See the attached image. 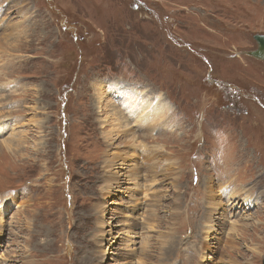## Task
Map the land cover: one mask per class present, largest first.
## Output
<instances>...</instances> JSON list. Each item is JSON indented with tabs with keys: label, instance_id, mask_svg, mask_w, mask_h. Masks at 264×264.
I'll return each mask as SVG.
<instances>
[{
	"label": "rangeland",
	"instance_id": "rangeland-1",
	"mask_svg": "<svg viewBox=\"0 0 264 264\" xmlns=\"http://www.w3.org/2000/svg\"><path fill=\"white\" fill-rule=\"evenodd\" d=\"M254 34L264 0H0V123L11 125L0 135V264H263ZM141 90L150 104L163 96V118L141 116ZM230 99L240 108L227 110ZM228 178L256 207L245 220L246 208L220 209L221 240L203 260L196 244ZM151 200L150 216L136 212ZM189 206L199 215L187 219Z\"/></svg>",
	"mask_w": 264,
	"mask_h": 264
},
{
	"label": "bare ground",
	"instance_id": "bare-ground-1",
	"mask_svg": "<svg viewBox=\"0 0 264 264\" xmlns=\"http://www.w3.org/2000/svg\"><path fill=\"white\" fill-rule=\"evenodd\" d=\"M114 82V81H113ZM123 85H125L124 83H121V82H119V83H112V85H111V88H113L114 90H115V92H123L125 89H123ZM139 90V89H138ZM140 92V95L141 96H138V97H136L133 101H132V104L133 105H136V109L138 110V111H140V113H141V116H147L148 117V114H149V116H151L152 115V112H151V110L149 111V109L150 108H155L156 109V112H157V118H159V117H161V118H163V112H165V110H164V108H166V104H167V102H165V101H163V96L162 95H159L157 98H155V97H153L154 99H155V101L153 100V102L150 104V101H149V96L146 94V91H144V90H141V91H139ZM127 93V92H126ZM126 95V94H125ZM127 96V95H126ZM122 108H123V105L121 106ZM110 108H112V106H110ZM149 108V109H148ZM129 112L131 111V110H134V109H132V108H130V106H129ZM168 110V109H167ZM117 111H118V113L117 114H115V117H117V116H120L121 117V122L122 123H124V124H126V120L124 119V118H122V113L117 109ZM149 112V113H148ZM167 112V111H166ZM132 113V112H131ZM133 114V113H132ZM125 120V121H124ZM160 120H162V119H158V120H156V121H160ZM115 124V123H114ZM119 124L118 123H116L115 125H113L114 127L113 128H117V129H119V126H118ZM126 125H128V124H126ZM10 127H11V125H10V123L8 122V120H5L3 123H0V135H3L6 131H8L9 129H10ZM123 127V126H122ZM156 127V126H155ZM155 130V128L152 130V131H154ZM128 134H130L132 137L131 138H133L134 140H135V138L134 137H136L135 135H134V133L133 132H130V130L128 129ZM165 131V130H164ZM117 135V134H116ZM119 135V134H118ZM121 135V134H120ZM19 142V141H18ZM158 155H165V154H162L160 151L156 154V155H154L153 154V152H152V154H151V156H153V157H155V156H158ZM131 158V157H130ZM150 160H152L151 158H150ZM246 160V159H245ZM123 162L122 163H124V164H130L129 162H128V160H127V158L126 157H124L123 158V160H122ZM159 160L158 161H155V164L153 163L152 165H149L148 167H144V166H142L141 167V169L144 171L145 170V172L147 173V174H149V172L150 171H148V169L151 167V166H154V165H157V164H159ZM135 166V165H134ZM133 166V167H134ZM133 167H131L129 170H132V168ZM133 169H136V171L139 173V169L136 167V168H133ZM155 170H158V168L157 169H155ZM137 173V174H138ZM153 173V172H152ZM229 174H231V172H228ZM159 174H161V175H163L162 173H159ZM159 174H156V176H158ZM139 177H141V175L139 174V176L138 177H136V178H139ZM135 178V179H136ZM229 180H228V183L226 182V185L224 184L225 182H222L221 184L223 185V187H221L220 186V189L218 190V192H219V194L220 195H216V198H218V199H220V198H222V200H223V205H222V207L221 208H218V207H216L218 204H220L219 202H213V206H212V204H211V202H209V204L211 205V207H212V210H209L208 209V211H207V221H209V223L205 226V228H202V232L204 233V239L203 240H200V241H198V243L196 244L197 246H198V250L200 251V252H198V255H199V257L201 256V258L203 259L205 256L204 255H202V250L203 251H208L209 250V247H208V243H210V244H212V245H214L215 247H217L218 246V244H219V242L218 241H220L221 240V235H220V233L218 232L219 230H217L216 229V225L218 224V225H220V226H222L223 225V223H221L220 221H217V222H215V216L216 215H219V213H220V209L222 210V212L224 213V210L227 208V207H225V206H228V208H229V206H231V212H232V215H231V217H235V216H237V215H240L239 213H237V212H241V210L242 209H245L246 210V212H243V213H248V211L249 210H251V208H252V206H253V208L254 207H256L254 204L257 202V200L258 199H255L254 201L251 199V198H249L250 196L248 195V194H246L244 197H243V199L241 198V197H239L237 194H236V191H235V189L234 190H232V187L234 186V181L235 180H233V179H231V178H228ZM117 181V183H115V184H118L117 185V187L118 188H121L120 187V185H121V183H119L120 182V180L119 179H117L116 180ZM225 181V180H224ZM208 182V181H207ZM68 184V183H67ZM214 184V183H213ZM66 185V184H65ZM239 186V185H238ZM211 187V186H210ZM246 188V187H245ZM244 188V189H245ZM241 189V188H240ZM239 189V190H240ZM249 189V188H248ZM250 190V189H249ZM238 191V190H237ZM217 192V193H218ZM245 192V191H244ZM263 192V191H262ZM240 193V192H239ZM230 194H232V195H230ZM264 194V193H263ZM263 194H261V195H263ZM131 195V194H130ZM147 195H148V192H147ZM132 196H134V194H132ZM214 197V196H213ZM210 199V198H209ZM215 200V199H214ZM221 200V199H220ZM211 201V200H210ZM253 201V202H252ZM10 202H12V199H10L8 202H5V203H3V205L1 206V209H3L4 207H6L7 206V204L8 203H10ZM153 200H151L150 201V203L148 204V205H146V206H144V207H141V208H139V209H137L136 210V212L137 211H140V210H146L147 212H150V213H148L149 214V216L152 214V211L150 210V208H152V207H154L153 206ZM228 203H230L229 205H227ZM254 203V204H253ZM191 206H189V209H188V214H187V219L189 218V217H191V218H194V217H196V216H198L199 214L198 213H194V211H192L191 213ZM190 214L192 215V216H190ZM243 215V217H242V219H244L245 220V218H247V216H248V214H246V215ZM204 220H205V218H203ZM148 220V219H147ZM150 220V219H149ZM202 220V219H201ZM235 222V223H234ZM207 223V222H206ZM205 223V224H206ZM233 226L230 228V231L229 232H231V233H238V231H240V229H238L237 227H236V225L238 224L237 223V221L236 220H234L233 221ZM196 224V223H195ZM257 225V221H254L253 222V224H251V226L252 227H254V226H256ZM241 226H244V227H247L248 226V224L246 223L245 225H242L241 224ZM187 227V230L185 229V231H188L189 232V229H193L195 226H193V225H187V226H185V228ZM196 227H197V224H196ZM138 229V228H137ZM137 229H135V230H137ZM212 229H215L216 230V232H211V234L213 233V234H215V235H217L219 238H215V241L213 240V238L212 237H210V231L212 230ZM185 231H183V232H185ZM114 236H116V235H114ZM190 236H192V234H190L189 233V237ZM219 239V240H218ZM234 239H235V236H230V241L232 242V241H234ZM172 241V240H171ZM218 242V243H217ZM168 247H170V248H172L173 247V245H172V242L168 245ZM191 251H189V255L190 254H192V253H190ZM208 256H210V257H212V255H208ZM207 256V257H208ZM212 259H213V257H212ZM204 260V259H203ZM189 264H195V263H193V262H189Z\"/></svg>",
	"mask_w": 264,
	"mask_h": 264
},
{
	"label": "water",
	"instance_id": "water-1",
	"mask_svg": "<svg viewBox=\"0 0 264 264\" xmlns=\"http://www.w3.org/2000/svg\"><path fill=\"white\" fill-rule=\"evenodd\" d=\"M253 38L258 44V48L256 50L247 51V55L256 59L264 60V34H254Z\"/></svg>",
	"mask_w": 264,
	"mask_h": 264
},
{
	"label": "flooded vegetation",
	"instance_id": "flooded-vegetation-1",
	"mask_svg": "<svg viewBox=\"0 0 264 264\" xmlns=\"http://www.w3.org/2000/svg\"><path fill=\"white\" fill-rule=\"evenodd\" d=\"M258 48V44H257V42H256V47H254V49H252V50H256ZM208 77H209V75H208ZM210 80H211V78H209ZM213 83H216V84H218L219 82H221L222 83V81H220V80H218V79H213V80H211ZM228 85V86H230V84L229 83H225V85ZM229 88H231L232 90L233 89H235L236 91V93L237 94H239L240 96H251L252 95V92L251 91H242L241 89H236L237 87H229ZM242 91V92H241ZM235 97V96H234ZM236 101H234V100H229L228 101V103H227V105H226V109L227 110H235V109H239L240 108V106L239 105H237V104H234Z\"/></svg>",
	"mask_w": 264,
	"mask_h": 264
}]
</instances>
